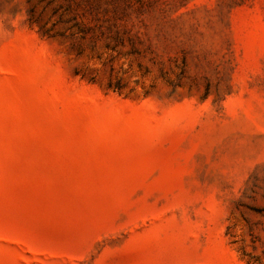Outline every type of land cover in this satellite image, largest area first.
Returning <instances> with one entry per match:
<instances>
[{
    "label": "rangeland",
    "instance_id": "374dc122",
    "mask_svg": "<svg viewBox=\"0 0 264 264\" xmlns=\"http://www.w3.org/2000/svg\"><path fill=\"white\" fill-rule=\"evenodd\" d=\"M264 264V0H0V264Z\"/></svg>",
    "mask_w": 264,
    "mask_h": 264
},
{
    "label": "trees",
    "instance_id": "16d2710c",
    "mask_svg": "<svg viewBox=\"0 0 264 264\" xmlns=\"http://www.w3.org/2000/svg\"><path fill=\"white\" fill-rule=\"evenodd\" d=\"M248 264H255V262H250V261H248Z\"/></svg>",
    "mask_w": 264,
    "mask_h": 264
}]
</instances>
